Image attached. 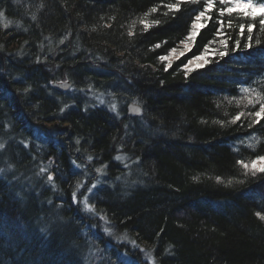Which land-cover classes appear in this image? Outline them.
<instances>
[{
  "label": "trees",
  "instance_id": "1",
  "mask_svg": "<svg viewBox=\"0 0 264 264\" xmlns=\"http://www.w3.org/2000/svg\"><path fill=\"white\" fill-rule=\"evenodd\" d=\"M174 3L0 0V264H264V16Z\"/></svg>",
  "mask_w": 264,
  "mask_h": 264
},
{
  "label": "snow or ice",
  "instance_id": "2",
  "mask_svg": "<svg viewBox=\"0 0 264 264\" xmlns=\"http://www.w3.org/2000/svg\"><path fill=\"white\" fill-rule=\"evenodd\" d=\"M184 2H191V3H196L197 0H176V3L174 4H167L165 5V7H167L170 11H179L180 10V5L181 3H184ZM220 3L222 5H225V7L221 8L220 11H219V15L221 17L224 16L225 13L229 14L231 16V14L234 12V11H239V12H242L244 16H251L253 19L256 18V16L259 14L261 16H264V3L262 4H259V5H254L253 4V0H220ZM228 4H234L235 5V8L233 7H228L227 5ZM214 7V4H213V0H205V9L203 11H201L197 16H196V20L199 21L201 20V18H204L206 16V13L209 12L212 8ZM152 12H156L157 9L154 7L153 9H151ZM165 15H167V13H164ZM147 15V14H146ZM3 17V13L0 12V18ZM34 18V17H33ZM208 19H211V17H207ZM219 24L223 25V20H219L217 21ZM136 21H133V26L135 25ZM140 23L144 24V27H145V30H147V28L150 26L147 22H146V19H142L140 21ZM154 24H159L160 22L159 21H154L152 22ZM259 23L260 25H264V18H261L259 20ZM229 26H231V21H229ZM5 27H7V23L5 24ZM193 29H195L197 27L196 23L194 22L193 23ZM239 27L241 28V30L244 29L245 25L244 24H240ZM253 28H254V25L253 24H248L247 25V31L249 33H251L253 31ZM222 31V28H217V33H220ZM241 35H243V31H241L240 33ZM128 35L129 36H132L133 35V31L131 30V28L129 29V32H128ZM196 36V32L195 31H192L188 37H186L185 39L188 40V39H194ZM250 38V37H249ZM221 44H224L225 46H227V41H220ZM61 43H63V40H61ZM211 43V42H210ZM236 46L238 47L239 46V41H236ZM246 47H250V45H245ZM160 47V44H157V45H154V48H158ZM205 49L207 51V46H205ZM172 51H175V49H173ZM227 53L225 51H221L219 52V55L221 57L225 56ZM181 55H184V53H181ZM159 59L161 61L163 60H166L167 57L166 56H161L159 57ZM194 60L196 61H199V60H202L204 59V54H201L200 56H195L193 58ZM205 63H207V61L205 60ZM193 64V60H189L187 64H185L183 67L185 69H187L185 75L187 76L188 72L194 70L192 68H189V65H192ZM171 66V64H167L165 65V71L168 70V68ZM196 67H203V65H197ZM62 87H69L67 81H64L62 82L61 84ZM25 91H27V89H25ZM241 91L244 92V93H248L250 90L248 88H241ZM258 99H262L260 97H258ZM104 101L103 100H100V103L102 104ZM249 103H252V101L250 100ZM67 107V105L65 106ZM111 110L112 111H116V105L115 104H112L111 106ZM64 109H61V111H63ZM130 111H134L136 113H139L141 110L140 108L136 107V108H130ZM262 114H264V99H262V102L260 103V108H259V111H256L254 113H252V115L254 117H256L257 119L253 120L252 123H257L259 121V118L262 116ZM243 115V113L241 114H238L237 116H235L232 120V123H235L237 120L240 119V116ZM251 126V125H250ZM77 143H79V141H77ZM249 147H254V145L252 144H249L248 145ZM4 147L3 144H0V149H2ZM114 159L118 160V161H124L126 159L125 156L123 155H117L116 157H114ZM88 160L91 161L92 160V157L89 156L88 157ZM257 161H261V162H264V156H259L257 157L255 160H252L251 161V168H252V174L255 175L256 174V171H260V172H264V165H262L259 169L256 168V165H257ZM237 163L239 164H242V166L247 170L249 168V164L247 163H243L242 161H237ZM77 167H79V165H77ZM125 167H127V164H125ZM103 167L101 168H97L96 169V172L97 173H103ZM3 169H0V172H2ZM46 171V169L44 168H41V172H44ZM219 179V178H218ZM53 180V176L51 174L48 175V181L51 182ZM239 183H243V181H238ZM229 184L232 183V181H229L228 182ZM82 185L81 184H77V188L81 187ZM96 187V185H92L90 188H89V191L91 192L94 188ZM73 201L76 202L77 201V193L76 191L73 192ZM83 206H84V210L85 211H89V212H94L95 209H94V206L89 204L88 203V200L87 198H85L83 201ZM257 216H259L260 219L264 220V215H260V213H257ZM104 217H102L103 219ZM105 232L106 233H109L110 234V229H105ZM124 239H127V237H124ZM133 245H135V241H132ZM143 251V250H142ZM146 256H147V259L149 261V264H154V260L151 256L150 253H146Z\"/></svg>",
  "mask_w": 264,
  "mask_h": 264
},
{
  "label": "water",
  "instance_id": "3",
  "mask_svg": "<svg viewBox=\"0 0 264 264\" xmlns=\"http://www.w3.org/2000/svg\"><path fill=\"white\" fill-rule=\"evenodd\" d=\"M67 83L69 85V87H67V88L61 86L62 82H56V81L52 82L51 86L54 90H56L58 92L66 93L71 88V84L68 81H67ZM136 107L140 108L141 111L139 113H136L134 111H130V108H136ZM126 112L129 116H132L135 118H140L142 116V108L135 105V104H128L126 106Z\"/></svg>",
  "mask_w": 264,
  "mask_h": 264
},
{
  "label": "rangeland",
  "instance_id": "4",
  "mask_svg": "<svg viewBox=\"0 0 264 264\" xmlns=\"http://www.w3.org/2000/svg\"><path fill=\"white\" fill-rule=\"evenodd\" d=\"M181 48L179 50H176L174 53L175 57L181 53H184L187 48H188V45H185L183 44L182 46H180ZM204 61L203 60H199V61H196V60H193V64L192 65H189V68H195L197 65H203Z\"/></svg>",
  "mask_w": 264,
  "mask_h": 264
}]
</instances>
